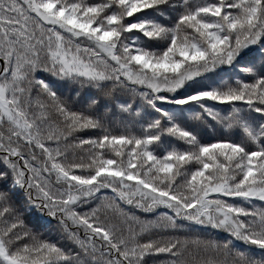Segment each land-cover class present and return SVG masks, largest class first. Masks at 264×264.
Segmentation results:
<instances>
[{
  "label": "snow or ice",
  "instance_id": "snow-or-ice-1",
  "mask_svg": "<svg viewBox=\"0 0 264 264\" xmlns=\"http://www.w3.org/2000/svg\"><path fill=\"white\" fill-rule=\"evenodd\" d=\"M0 264H264V0H0Z\"/></svg>",
  "mask_w": 264,
  "mask_h": 264
},
{
  "label": "trees",
  "instance_id": "trees-1",
  "mask_svg": "<svg viewBox=\"0 0 264 264\" xmlns=\"http://www.w3.org/2000/svg\"><path fill=\"white\" fill-rule=\"evenodd\" d=\"M208 139H213V136H212L211 132H209V134H208Z\"/></svg>",
  "mask_w": 264,
  "mask_h": 264
}]
</instances>
